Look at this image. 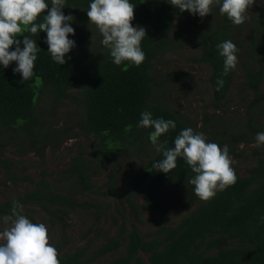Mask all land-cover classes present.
<instances>
[{"label":"trees","instance_id":"1","mask_svg":"<svg viewBox=\"0 0 264 264\" xmlns=\"http://www.w3.org/2000/svg\"><path fill=\"white\" fill-rule=\"evenodd\" d=\"M255 0L247 30L244 36L239 29L213 8L212 16L199 18L187 11L180 13L164 0H130L134 7L133 25L143 26L146 37L141 42L145 60L139 67L116 66L111 62L108 51L100 44V35L94 42L80 44L67 54L65 64L54 63L43 43L45 33L32 36L41 49L34 62V76L19 83L20 75L13 74L12 67L0 69V152L18 143L26 151L35 149L48 141L51 133L37 114V102L42 98L55 100L72 99L81 105L83 118L74 126L60 130L61 134L76 129V134L88 136L93 141L90 158H72L64 180L70 182L71 191L54 190L42 170L36 181L30 175H20L14 159L0 156L2 171L1 184H17L23 178L34 186L8 200L0 201V216L9 214L11 202L23 205L24 213L36 222L28 211L38 208L46 217V222L57 226L59 240L52 243L57 249L60 264H264V158L238 175L236 183L207 202L199 200L192 191L188 179L193 174L183 160L178 158L176 168L168 174L154 171L152 163L162 158L148 141L151 128H138L140 113L148 110L153 118L174 120L176 128L162 135L161 142L173 147V140L188 123L169 108L162 94L168 85L188 82L190 75L180 72L175 75L159 73L154 63L165 53L183 49L190 44L199 51L193 61L209 68L207 82L210 99L205 108H212V114L203 111L205 127L219 124V112L225 114L224 107L228 93L233 86L235 70L222 74V58L218 56L216 45L231 40L238 52L237 67L241 80L237 89L245 108L242 131L223 125L220 131L206 132L207 140L218 146L227 145L229 154L240 157L234 146L241 142H254L257 132L264 131L262 124L254 122V115L264 107V7ZM89 0H66L62 9L65 15L74 17L71 25L77 31L88 28L86 10ZM42 14H46L42 13ZM91 24V23H90ZM89 33V30H87ZM27 34V33H25ZM22 39V37H18ZM89 46L92 50H89ZM94 49V50H93ZM11 50V49H10ZM217 80H223L222 86ZM183 89L190 91L188 85ZM248 138H247V137ZM53 138H55L53 136ZM125 148H131L137 157L143 154L144 161L138 169H133V179L121 180L116 174L118 157ZM106 174L101 185L92 182L91 177ZM172 184L179 188L188 204L194 208L175 225H164L151 233L141 235L138 224L148 210L165 212L160 205V188ZM1 193V190H0ZM86 194H98L115 200V215H121V223L116 224V216L110 215L111 227L115 233L98 230L97 239L73 250H64L68 244L67 219L76 210L89 213L92 225L106 220V209L101 203L84 200ZM143 201V202H141ZM86 230L81 238L87 236ZM110 256L109 259L105 257Z\"/></svg>","mask_w":264,"mask_h":264},{"label":"clouds","instance_id":"2","mask_svg":"<svg viewBox=\"0 0 264 264\" xmlns=\"http://www.w3.org/2000/svg\"><path fill=\"white\" fill-rule=\"evenodd\" d=\"M180 13L203 18L211 15L218 7L219 14L225 16L232 25L239 26L248 19V12L255 0H164ZM66 0H0V69L14 62L13 74L20 75L23 84L34 76V62L41 49L37 40L31 37L45 33L43 43L51 60L65 64L71 59L67 54L75 47L70 39L75 31L71 26L74 17L65 15L62 9ZM134 5L130 0H89L86 16L88 23L95 25L101 39L100 44L108 51L111 62L116 66L139 67L145 60L141 42L146 37L143 26L133 25ZM46 10V14L44 13ZM27 33V34H25ZM22 37V39H18ZM11 49V50H10ZM217 54L222 58V74L227 75L238 63L239 50L231 40L216 45ZM222 86L223 80H217ZM138 128H151L148 141L162 158L152 163L154 171L168 174L176 168L178 158L182 159L193 174L188 179L193 194L207 202L218 192L234 185L237 180L235 161L229 154L227 145L218 146L210 142L202 132L191 127L183 128L173 140V147L160 137L176 128L174 120L153 118L152 113H140ZM200 125H197L199 128ZM74 138L65 142L66 147L74 143ZM264 146V131L257 132L250 147ZM264 220V217L261 218ZM59 253L48 235L44 223L32 222L24 213L23 205L11 202L9 214L0 216V264H60Z\"/></svg>","mask_w":264,"mask_h":264},{"label":"rangeland","instance_id":"3","mask_svg":"<svg viewBox=\"0 0 264 264\" xmlns=\"http://www.w3.org/2000/svg\"><path fill=\"white\" fill-rule=\"evenodd\" d=\"M262 4L259 6L264 7V0H260ZM259 1V2H260ZM254 8V4L251 6L248 12V19L244 22V28L242 24L238 26V35L244 36L246 34L247 22L249 21L250 13ZM46 12V10H45ZM44 12V13H45ZM208 17L212 16L207 15ZM88 28H83L77 31L73 25L75 34L70 36V39L75 41V47L80 44H87V42H94V39L99 37V33L95 28V25L88 23ZM89 30V33H87ZM89 50L92 47L89 46ZM94 50V49H93ZM199 57V51L195 46L190 44L186 45L183 49H177L170 51L161 56L155 63L153 68L159 73H169L175 75L180 72H187L190 77L188 82L183 81L179 84H173L167 86V90L162 94L166 99V103L169 108L188 123V127H191L196 132H202L206 136V132L211 134L214 131H220L223 129V125L227 126L238 133L242 131L243 121L245 117V108L240 101L241 94L237 89V85L241 80L240 68L236 66L235 79L233 86L228 93V101L225 104L223 115L219 112L221 117L219 124L210 125L208 122L206 126H203L202 114L203 111H207L212 114V108H205V105L210 99V87L207 82L209 68L204 64L193 61L194 58ZM188 85L190 91L183 89V85ZM264 90V82H263ZM36 112L38 116L49 125V129L55 130L54 135L48 137V141L40 143L35 149L26 151L25 148L20 149L18 143H14L2 152L0 156L4 158L14 159L17 168L20 170V175H30L34 180L39 179V175L42 170L46 172V179L50 186L57 191L65 192L71 191L70 182L64 180L67 172H64L69 168V164L74 157L90 158L93 153V141L88 136L82 134H74L76 129L68 131L66 134H61L60 130L67 126H74V124L83 118V111L81 105L72 99H63L61 101H53L49 98H42L37 102ZM254 122L262 124L264 126V107L262 111L254 115ZM200 125L197 128V125ZM53 136L55 138H53ZM207 137V136H206ZM247 137V136H246ZM74 138L75 142L70 147L65 146V142ZM248 138V137H247ZM254 142H241L234 146L236 153H241L240 157H232L235 163L232 167L235 169V174L244 176L246 170L253 166L257 159L264 158V146L260 148L250 147ZM118 166L116 174L119 181L115 185L121 187V180L133 179V169H138L144 161L143 154L137 157L136 153L131 148L123 149L118 157ZM106 174L102 173L100 176L91 177V180L96 185H101L106 180ZM2 171L0 169V181H2ZM33 184L27 180L21 178L17 184L6 183L1 184L0 201L8 200L20 193L33 188ZM161 195V207L165 209V212L155 211L150 209L141 216V223L138 224V230L141 235L145 233H151L155 229L164 225H175L184 215L194 208V204H188L182 191L179 188L174 187L172 184H167L160 188ZM84 200H92L95 203H101L106 209L103 217L107 216V221H101L100 224L92 225V221L89 217V213L84 210H76L72 212L67 219V234L68 244L64 250H73L78 246L87 243L91 239H97L94 237L98 230H102L103 233H115L117 227H111L110 215L116 216V224H120L121 215L114 211L115 200L112 197H102L98 194H86ZM143 202V201H141ZM28 211L33 215L36 222L44 223L48 229V235L50 237V243H55L59 240V231L57 226H51L46 222L45 215L36 207H29ZM90 230V233L81 238L84 231ZM101 241V238L95 240L93 247ZM110 256L105 257L109 259ZM103 259L99 264H103Z\"/></svg>","mask_w":264,"mask_h":264}]
</instances>
